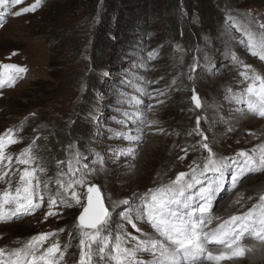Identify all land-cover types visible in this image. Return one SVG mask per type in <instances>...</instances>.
<instances>
[{
  "label": "rangeland",
  "instance_id": "obj_1",
  "mask_svg": "<svg viewBox=\"0 0 264 264\" xmlns=\"http://www.w3.org/2000/svg\"><path fill=\"white\" fill-rule=\"evenodd\" d=\"M34 2L23 0L17 5L6 0L0 5V63L28 68L14 86L0 88V134L13 129L19 141L8 146L6 152L15 156L34 144L36 164L45 169L41 180H50L53 193L57 190L55 177L60 172L67 173L69 158L73 167L81 171L87 165L86 179L98 185L112 213L113 233L125 223L121 213L138 204L149 189L169 183L179 172H188L193 161L203 167L202 157L207 152L197 147L201 136L193 131L198 117L199 128L217 157H231L240 150L264 145V118L241 109L243 102H233L227 91L239 93L247 86L239 75L242 67L230 57L232 52L264 75V61L249 53L244 35L251 31L259 40L264 0H230L226 9H220V15L206 19L209 27L188 43L174 37L162 4L147 16L142 14L139 2L125 0L110 15V31L98 47L95 40L105 9L91 12L83 5L70 8L69 0H42L35 12L13 15ZM178 16L184 31L188 13L182 8ZM189 21L199 25L198 15L193 13ZM193 92L200 108L192 100ZM133 98L141 100L143 106L136 105ZM126 112L143 113L146 123L132 122L124 115ZM241 117H247L251 126L234 125ZM78 124L82 125V132L75 128ZM141 128L139 143L118 135L131 132L132 137H140ZM60 135L66 140L54 148L51 140ZM59 162H63L62 167ZM13 166L16 167L15 162ZM260 185L264 188V172L251 173L226 198H220L211 226L214 223L216 227L226 216L242 214L257 203L259 195L264 194L256 190ZM4 187L0 182V189ZM76 190L84 191L79 187ZM46 200L47 197L44 207L33 214L0 222V248H19L33 235L58 229L65 231L59 237H51L45 246L56 239L61 246L69 242L68 233L77 224L82 208L59 207L56 211L60 215L45 220ZM139 226L156 235L149 226ZM128 231L133 232L130 226ZM245 239L241 241L244 247L248 242H259ZM78 245L79 238L74 236L63 264H78ZM244 255L242 260L233 258L239 262L225 264L254 263L250 254ZM143 258L150 256L143 254Z\"/></svg>",
  "mask_w": 264,
  "mask_h": 264
},
{
  "label": "snow or ice",
  "instance_id": "obj_2",
  "mask_svg": "<svg viewBox=\"0 0 264 264\" xmlns=\"http://www.w3.org/2000/svg\"><path fill=\"white\" fill-rule=\"evenodd\" d=\"M13 2L19 5L23 0ZM5 3L6 0H0V5ZM41 4L42 0H35L13 15L18 17L35 12ZM258 29L259 40L253 32L245 31L246 47L252 56L264 61V22L258 24ZM152 55L150 53L149 57ZM230 57L242 67L239 75L247 82V86L239 93L227 89L228 98H234L237 103H245L250 113L264 118V75L243 63L234 52L230 53ZM27 72L26 66L0 63V88L14 86ZM139 91L145 96L149 95L143 89ZM156 91L163 95L159 90ZM133 100L136 105L143 106L141 100ZM192 100L197 108L201 107L195 92ZM124 115L134 123H146L143 113L126 112ZM199 124L198 117V126L193 131L201 136L197 147L207 152V156L202 157L203 167L193 161L188 172H179L169 183L149 189L141 196L138 204L121 213L125 223L118 226L119 231L116 233L111 230L112 213L105 206L100 189L86 179L87 165L81 171L73 167L69 158L67 173L60 172L55 177L57 190L53 193L49 188L50 180H41L45 169L36 164L37 157L32 152L35 145L30 144L13 156L6 149L19 142L13 135L14 130L8 129L0 134V182L6 185L0 189V222L35 213L44 207L45 197L48 209L44 212L45 220L60 215L56 211L59 207L72 208L79 205L82 208L76 218L77 224L68 233V243L61 246L59 239H56L45 246L51 237H59L65 229L41 232L31 236L22 247L11 250L0 248V264H63L74 236L79 238L78 264H198L205 256L209 261L219 264L223 260L242 257L248 250L241 244L246 235L264 241V194L259 195L257 203L246 212L229 216L215 228L205 230V227L212 223L215 204L224 194L233 191L248 174L264 172V145L248 151L240 150L231 157H217ZM138 132L140 137H132L131 132L118 135L139 143L142 142L143 128L138 129ZM184 151L186 156L187 148ZM75 155L78 165L80 154L77 152ZM185 156L180 159L183 160ZM59 163L62 167L63 162ZM77 187L84 191L78 192ZM123 203L127 205L128 202ZM215 219L220 220L219 217ZM141 223L149 226L156 235L144 231L139 226ZM128 226L136 234L128 231ZM209 245L223 246L232 251L214 254L207 251ZM143 254H148L150 258H143Z\"/></svg>",
  "mask_w": 264,
  "mask_h": 264
},
{
  "label": "trees",
  "instance_id": "obj_3",
  "mask_svg": "<svg viewBox=\"0 0 264 264\" xmlns=\"http://www.w3.org/2000/svg\"><path fill=\"white\" fill-rule=\"evenodd\" d=\"M70 8H75L78 5H83L91 12L105 9L104 21L100 23L98 34L96 37V46L107 36L109 29V17L113 12L118 11L120 5L125 0H69ZM130 2L136 1L141 5L142 14L151 13L159 9L158 6L162 4V9L168 14V21L171 26V31L174 37L178 38L183 43L193 42L199 36L200 30H205L209 27L208 21L206 20L209 16L217 14L220 15V9H226L227 5L230 4V0H129ZM160 8V9H161ZM185 9L188 13L186 18V27L184 31L180 28V18L178 16V10ZM196 13L199 18V25H194L189 21V16ZM148 16V15H147ZM79 127V128H77ZM78 132H82V125L78 124L75 126ZM76 129V131H77ZM66 139L60 135V138H53L51 145L54 148H58L59 142H63Z\"/></svg>",
  "mask_w": 264,
  "mask_h": 264
},
{
  "label": "bare ground",
  "instance_id": "obj_4",
  "mask_svg": "<svg viewBox=\"0 0 264 264\" xmlns=\"http://www.w3.org/2000/svg\"><path fill=\"white\" fill-rule=\"evenodd\" d=\"M236 34V33H235ZM241 35V34H240ZM242 36V35H241ZM240 37V36H239ZM243 37V36H242ZM244 38V37H243ZM232 100H233V102H235V99L234 98H232ZM246 104L245 103H242L240 106H241V109H243L244 111L247 109L246 108V106H245ZM212 108V107H211ZM213 111V110H212ZM228 112H229V110H227ZM231 112V111H230ZM233 112V111H232ZM237 115L238 113L237 112H235L234 113V115ZM249 119L247 118V117H241L240 119H238L236 122H234L235 124L234 125H246V126H251V124L249 123ZM258 136L259 137H261L262 135H260V134H258ZM264 136H262V138H263ZM261 140V139H260ZM262 141V140H261ZM263 142H264V138H263ZM262 143V142H261ZM145 147V146H144ZM251 174H248L247 175V177H249ZM246 177V178H247ZM263 185H260V186H258L257 188H256V190H260V191H262V192H264V188L262 187ZM228 194V193H227ZM227 194H224L223 196H222V198H226L225 196L227 195ZM219 201V200H218ZM216 205V204H215ZM112 208V207H111ZM110 211V210H109ZM233 214H236V213H232V215ZM229 216H231V215H228V216H226L224 219H226L227 217H229ZM213 226H214V223H213ZM212 228V226H211V224L209 225V224H206V228H205V230H209V229H211ZM246 237V239H245V241L246 240H248L249 238H252L253 240H257L256 238H253L251 235H246L245 236ZM259 240V242L258 243H255V244H251L250 242H248L247 244H245L246 246H245V248L246 249H248V250H246V252L245 253H248V254H250L251 255V258H253V260H254V263L253 264H257V262H259V260H263L264 261V241H262V240H260V239H258ZM241 244H242V242H241ZM261 246V247H260ZM210 248V249H209ZM216 248V249H215ZM220 248H225V247H223V246H217V245H209L208 246V248H207V251H210V252H212V253H214V254H219L220 252H224V251H226V252H228V253H231V249H227V248H225L224 249V251H221L220 250ZM213 249H215V250H213ZM244 253V254H245ZM243 257H245V255H243L242 257H239L240 259L239 260H242V258ZM235 259V258H234ZM234 259H229V260H223V261H220L219 262V264H222V262L225 264L227 261L228 262H232L233 263V261H235V262H239V261H237V260H234ZM202 263H204L205 262V264H215V262H213V261H209L207 258H206V256H205V258L204 259H201L200 260ZM200 262V263H201ZM242 262V261H241ZM199 263V262H198Z\"/></svg>",
  "mask_w": 264,
  "mask_h": 264
},
{
  "label": "water",
  "instance_id": "obj_5",
  "mask_svg": "<svg viewBox=\"0 0 264 264\" xmlns=\"http://www.w3.org/2000/svg\"><path fill=\"white\" fill-rule=\"evenodd\" d=\"M97 185V184H96ZM98 186V185H97ZM99 188V187H98Z\"/></svg>",
  "mask_w": 264,
  "mask_h": 264
}]
</instances>
